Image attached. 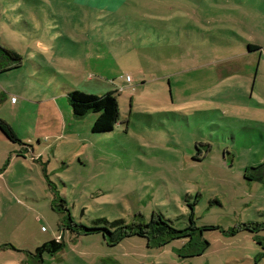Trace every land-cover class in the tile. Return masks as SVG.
<instances>
[{
	"label": "rangeland",
	"instance_id": "rangeland-1",
	"mask_svg": "<svg viewBox=\"0 0 264 264\" xmlns=\"http://www.w3.org/2000/svg\"><path fill=\"white\" fill-rule=\"evenodd\" d=\"M131 1L108 16L0 0V46L22 59L0 72V121L19 140L0 128V264H264V230H242L264 227V184L246 177L264 162V0ZM76 89L117 91L112 132L75 117ZM155 213L195 220L194 241L67 229ZM53 240L65 248L34 257Z\"/></svg>",
	"mask_w": 264,
	"mask_h": 264
},
{
	"label": "trees",
	"instance_id": "trees-1",
	"mask_svg": "<svg viewBox=\"0 0 264 264\" xmlns=\"http://www.w3.org/2000/svg\"><path fill=\"white\" fill-rule=\"evenodd\" d=\"M249 49L250 51H258L260 48L249 45ZM0 52L3 53L9 60L13 61V63L9 64L6 68H0V72H6L20 67L22 59L19 54L13 50L5 49L1 46ZM69 100L75 117L83 118L90 113H97L99 115L93 126V132L95 134L112 132L119 122L120 110L117 99V91L109 92L102 96H97L87 94L79 90H74L69 94ZM0 128L10 141L19 142L18 137L11 126L3 121H0ZM250 171L252 174H247L246 176L248 180L257 181L264 184V162L257 167H253L250 169ZM141 218L142 220L139 222L136 221L129 225H125L120 221H117L111 225V229L100 227H84L75 224L72 218H69V226H67V229H71L72 231L83 235H90L102 231L104 232L103 234L108 237L107 239L110 245H117L126 238L138 236L147 239L148 246L152 248H160L170 244L175 240L189 237H191L190 243H192L194 238L191 231L199 230L193 217L192 220L194 221H192V225L188 230H179L175 228L158 213L153 214L149 223L145 222L143 217ZM242 230L249 232H259L264 230V227H252L249 225L245 226ZM259 243L264 247V243L262 241H259ZM206 245L208 246L209 244L206 243ZM64 248L65 244L63 241L53 240L37 248L34 257L40 259L45 253L55 255ZM204 249L199 251L197 255H201ZM262 258H264V255Z\"/></svg>",
	"mask_w": 264,
	"mask_h": 264
},
{
	"label": "crops",
	"instance_id": "crops-1",
	"mask_svg": "<svg viewBox=\"0 0 264 264\" xmlns=\"http://www.w3.org/2000/svg\"><path fill=\"white\" fill-rule=\"evenodd\" d=\"M57 1L71 2L72 4H75V6H81V7L87 8V10L90 9L97 13H101V14L104 13L108 16H111V14L116 15L122 12L125 9L124 7L130 6L129 3L132 2L131 0H57ZM152 1L153 0H151L150 2ZM135 3H133L134 5L132 6L137 7L138 5L137 3L136 4ZM249 45L260 48V46H258L257 44L255 45L249 44ZM261 49L262 48H260L258 51H250V49L248 48L249 53H252V54H259V51H261Z\"/></svg>",
	"mask_w": 264,
	"mask_h": 264
}]
</instances>
